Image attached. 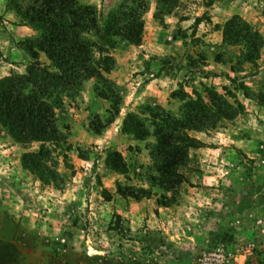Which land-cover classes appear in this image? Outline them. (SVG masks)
I'll use <instances>...</instances> for the list:
<instances>
[{
    "label": "rangeland",
    "instance_id": "rangeland-1",
    "mask_svg": "<svg viewBox=\"0 0 264 264\" xmlns=\"http://www.w3.org/2000/svg\"><path fill=\"white\" fill-rule=\"evenodd\" d=\"M123 1L103 0L105 6L99 9L107 13ZM148 1L150 9L157 5V0ZM179 1L174 13L189 22L166 24L165 17L157 41L148 27L143 39L146 48L124 43L114 51L117 69L111 79L120 86L124 101L120 116L102 135L94 133L92 124L107 119L110 104L95 95V81L86 82L77 95L65 99L57 117L68 144L59 149L50 146L62 180L47 184L16 165L11 176L10 169L0 165V244L17 249L16 264H193L199 252L222 243L238 255L235 264H264V107L257 99L264 95V46L255 65L238 64L242 48L219 44L223 32L215 33L218 24H214L221 23L222 28L238 15L264 37V0H224L228 7L213 14L206 6L210 0ZM205 13L210 22L194 32V20ZM210 33L213 36L206 40ZM176 37L183 41L179 50ZM148 78L160 80L149 88L152 96L139 98ZM203 87L230 91L244 107L235 120L203 132L199 140L204 146L190 151V161L182 170L188 181L207 174L211 210L206 212L203 202L194 205L185 217L184 230L177 203L176 219L169 215V222L177 223L159 229L153 207L157 197L144 198L140 223L131 225L132 215L128 219L121 214L129 204H120L123 197L118 189L148 188L152 163L146 145L154 139L138 146L122 134L124 118L156 105L180 116L182 102L172 93L203 91ZM4 144L0 141V150L6 148ZM29 148L37 152L40 144ZM114 151L125 158L127 175L107 168V155ZM194 186L201 196L206 194L200 184ZM154 192L161 196L159 190ZM204 213L210 230L200 234L196 228L204 222Z\"/></svg>",
    "mask_w": 264,
    "mask_h": 264
},
{
    "label": "trees",
    "instance_id": "trees-1",
    "mask_svg": "<svg viewBox=\"0 0 264 264\" xmlns=\"http://www.w3.org/2000/svg\"><path fill=\"white\" fill-rule=\"evenodd\" d=\"M179 2L157 0L156 21L164 26V18L175 14ZM214 2L210 0L206 6ZM9 6L38 36L22 44L30 58L26 72L13 71L0 79V125L18 145L29 148L40 144L37 152L23 154L22 167L40 181L55 184L62 177L53 156L54 148L50 146L59 149L68 144L57 112L64 110L66 98L77 95L86 82L93 80L95 95L109 102L110 107L107 119L92 124V130L102 135L116 121L124 98L120 86L110 78L117 69L113 53L120 44L142 45L149 1L125 0L107 13L81 0H9ZM205 17L206 13L195 19L194 32L202 23L210 22ZM215 27L223 32L224 46L242 48L238 64L257 63L264 37L249 22L233 15L222 28L219 24ZM42 55L48 63L41 61ZM225 92L213 87L195 89L192 93L173 92L172 97L182 102L180 116L161 105L128 113L122 122V134L136 142L154 139L146 145L152 172L146 179L148 188H139L137 192L129 187L119 188L118 193L136 201L156 196L159 207L176 205L182 185L188 182L182 170L190 161V151L204 146L191 132L216 129L224 121L235 120L244 110L235 95ZM257 99L264 107V95ZM105 164L118 174L129 173L121 152L108 153ZM156 190L161 196L155 194ZM17 254L14 246L0 244V264H16Z\"/></svg>",
    "mask_w": 264,
    "mask_h": 264
},
{
    "label": "crops",
    "instance_id": "crops-1",
    "mask_svg": "<svg viewBox=\"0 0 264 264\" xmlns=\"http://www.w3.org/2000/svg\"><path fill=\"white\" fill-rule=\"evenodd\" d=\"M86 4H91L94 5L98 8H101L102 6H105L103 0H84ZM228 4L224 3V0H217L215 1L212 6H210V9H212V14L214 11H221L222 8H226ZM156 13V5L155 7L151 8L149 12L145 15L144 20H145V32L147 31V28H152L154 30L153 36L154 40H158L160 38V32L162 30L160 24L156 21L154 18V15ZM166 24H169L171 22H180V24H184L186 22H189L190 20L188 18H184L181 20V18H178L177 15L173 14L170 16H166ZM211 20H215V18H212ZM195 21V20H194ZM194 24V23H193ZM204 24V23H202ZM201 24V25H202ZM216 24H221V23H214ZM200 25V26H201ZM168 26V25H167ZM170 28H173L172 26H169V31H171ZM215 33H220L219 30H216ZM213 34H207L206 35V40H209ZM36 37V31L26 24L25 21H23L17 14L16 12L9 6V0H0V72L2 71L3 74L0 75V79L10 75L12 70L18 71L21 74H24L26 72V67L30 62V58L28 55L25 53L22 44L26 42L29 39H32ZM183 42L181 39L177 38L174 40V44H177L178 47H176L179 50V44ZM219 44H222V40L218 41ZM158 48L161 47L160 42L157 43ZM140 48H146L145 45L142 43ZM45 59V55L41 56V61L42 59ZM43 62V61H42ZM44 63H48L47 58L45 59ZM112 72L110 74V78L113 76ZM160 79H151L148 78L146 83L144 85V88H142L137 96L139 98H144L146 96V99L149 97L147 96H152L151 93H149V88H152L156 82H158ZM121 114V113H120ZM194 133V136L200 140H202L201 136L204 134L203 132H192ZM0 141H4L7 144L6 148L0 150V165L5 166L8 169H10L9 174L11 176L14 173L12 170L13 167L16 169L22 170L24 174H29L31 173L27 170H25L22 167V156L25 153L31 152L30 148L23 147L21 145L16 144L5 132V130L2 128L0 125ZM138 146L142 145V142H137L136 143ZM194 152H198L197 150H193ZM19 167V168H18ZM32 176V175H31ZM12 178V177H10ZM9 178V179H10ZM13 180V178L11 179ZM209 178L207 177V174L200 173L198 176L190 178L188 183H185L180 191V200L178 201V204L175 206V208L178 209L177 212H180L178 221H180L181 227L185 230L188 226L187 221L185 220V217L189 215V213L195 209L194 205L200 204L203 202L204 206H206L207 209L206 212H209L211 208L207 204V200L209 199V195L207 191H210L209 193L211 194V187L208 186ZM196 184H200L202 187H204L206 191L205 195L200 194L198 192V187L194 186ZM207 188V189H206ZM121 203L120 204H129L128 207L122 209L121 214L125 215L129 219V215L131 216V223L126 221V224L129 225V223L132 225L138 226L140 223L139 219V213H140V206H143L145 204V200L142 199L140 201L133 200L131 198L126 199H120ZM119 200V201H120ZM150 202V200H148ZM206 202V205H205ZM154 210L158 212V214H154L155 217V226L158 227L159 229L161 226L164 228L165 227H173L174 223L173 221L169 222V219H172L171 217L174 218L173 212H176L174 206L171 207H159L157 205H153ZM208 210V211H207ZM155 213V212H153ZM182 213V214H181ZM169 215H172L171 217ZM204 218V222L200 224V227L196 228L198 229L200 234H204L205 231L209 232L210 229H208V216L204 213L202 216V219ZM176 219V218H174ZM192 219V218H189ZM168 223L170 225H168ZM179 223V222H178ZM190 227H188L189 229ZM195 229V230H196ZM198 233V234H199ZM172 237H176L172 235ZM171 237V238H172ZM178 237V236H177Z\"/></svg>",
    "mask_w": 264,
    "mask_h": 264
},
{
    "label": "built area",
    "instance_id": "built-area-1",
    "mask_svg": "<svg viewBox=\"0 0 264 264\" xmlns=\"http://www.w3.org/2000/svg\"><path fill=\"white\" fill-rule=\"evenodd\" d=\"M237 257L238 255L228 245L222 243L208 246L199 252L193 264H235Z\"/></svg>",
    "mask_w": 264,
    "mask_h": 264
}]
</instances>
